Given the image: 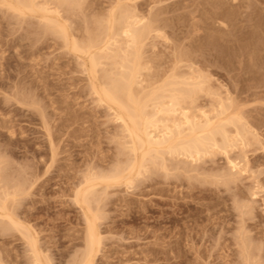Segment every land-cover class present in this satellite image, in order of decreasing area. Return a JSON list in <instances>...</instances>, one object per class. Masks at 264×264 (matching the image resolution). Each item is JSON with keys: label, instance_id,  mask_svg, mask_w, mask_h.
I'll return each instance as SVG.
<instances>
[{"label": "rangeland", "instance_id": "rangeland-1", "mask_svg": "<svg viewBox=\"0 0 264 264\" xmlns=\"http://www.w3.org/2000/svg\"><path fill=\"white\" fill-rule=\"evenodd\" d=\"M31 1L0 0V264H84L90 219V264H264V0ZM127 58L151 118L176 98L156 119L207 111L215 144L134 142Z\"/></svg>", "mask_w": 264, "mask_h": 264}, {"label": "bare ground", "instance_id": "bare-ground-1", "mask_svg": "<svg viewBox=\"0 0 264 264\" xmlns=\"http://www.w3.org/2000/svg\"><path fill=\"white\" fill-rule=\"evenodd\" d=\"M233 2H237L238 0H232ZM31 0L29 1L28 0V3L31 5ZM27 4V3H26ZM28 4V5H29ZM27 5V6H28ZM29 5V6H30ZM229 6V5H228ZM131 16V15H130ZM132 18V17H131ZM137 18V17H136ZM138 19V18H137ZM137 19H134V21L136 20L137 21ZM127 22H128V19H127ZM127 22H125V25L127 24ZM230 22V21H229ZM124 24V23H123ZM219 25V24H218ZM220 25L221 26H223V27H225V29H226V27H227V24L225 23V21L223 22V21H221L220 22ZM123 26V25H122ZM123 30V29H122ZM141 30L139 29V28H137L135 25H134V22H128V24L126 25V27L124 28V33L126 34V36H128L131 40H132V43L133 44H135V43H137L138 44V42H141L140 41V37L142 36L141 35ZM144 32V31H143ZM142 32V33H143ZM145 34H146V32H145ZM222 34V33H221ZM141 35V36H140ZM220 36V35H219ZM129 39V40H130ZM138 41V42H137ZM106 44H107V42H106ZM130 45V44H129ZM140 45V44H139ZM76 46H77V44H76ZM104 46V45H103ZM141 46V45H140ZM142 47V46H141ZM93 48V47H92ZM130 48H133V47H130ZM90 49V48H89ZM132 52H133V54L135 55V53H134V48L132 49ZM131 53V52H130ZM125 55H127L126 53H125ZM137 55H138V53H137ZM126 57V56H125ZM132 58H134V56L132 57ZM132 58H127L128 60H130L131 61V67L129 66V63L125 60V62L128 64V69H127V71H125V74L122 76V74H121V80H120V82L118 83V81H117V83H115V82H113V86H111L112 87V89H111V87L109 88V90L110 91H108V92H106L105 93V91L106 90H104V94H105V96H106V98H108V99H111V101H114V102H116V104L118 105H120V103L121 104H123V106L126 108L125 110L127 111V108L129 107V111L131 110V112L129 113L128 111H127V113L128 114H126L127 115V117L126 116H124V114H122L125 110H124V107L123 106H120L121 108L123 107V112L120 114L121 116H120V118L122 119V121L126 124V126L128 125V124H130V123H128V122H130L131 121V123H133L134 122V125H136V127H133L132 129H133V131L131 132L132 133V135L135 137V138H133V140L135 139H137L138 140V143L140 144L141 143V145L142 146H144V149H145V147H146V149L147 148H151V150H156V148H157V150H160V149H165V148H170L169 150H171L172 148H173V150L172 151H176L177 149L176 148H179V150H177V151H180L181 149L183 150V151H187V152H185L186 154L187 153H191V155H192V153H194V152H201L200 150L203 148V149H205L206 147L205 146H207V145H205V144H207V142L206 141H208V143L211 141V140H213V139H211L210 141H209V139L210 138H212V137H214V135L213 134H216L215 133V131H217L216 130V128H215V131H213V132H211L210 130H212V128H213V130H214V127H213V125L217 122V124L221 121H219L218 122V120L220 119V117H215V115L212 117L210 114H209V112L207 113V111L205 112H202V117L200 118V117H193V116H191L189 113H188V111H186L185 109L183 110V111H181V118L179 119V120H177V119H172L173 121L172 122H170L171 121V117L172 116H176L177 117V115H178V112H177V110L179 109V107H178V109H177V107H176V105L179 103V102H175V101H177L176 100V98H175V100L173 101V102H171V104H169V105H167V106H163L164 104H160V105H162L161 106V108L159 107V109L158 110H156V113H155V117L153 116L152 118H151V113L150 112H152V111H148V109H147V106L149 105L148 104V102H150L151 100H156L157 98L159 99V101H160V95L158 96L157 95V93H158V89L156 90L157 92L155 93V92H153L154 91V89H152L153 91H152V94L153 93H155V95L153 94H150V93H146V94H150L152 97H150V95L149 96H145V97H147V99L148 100H146V102L144 101L143 102V100H145V97L144 96H141V97H139L140 95H138L139 94V92H138V94L137 95H135L134 94V90L136 89V88H134L135 86L137 87L138 85H137V77H138V74H140V73H138V72H140L139 70H137V68H139L140 69V62H138V65L136 64L135 65V62H133V60L134 59H132ZM91 59H93V58H91ZM126 59V58H125ZM95 60V58L93 59V61ZM137 60V59H136ZM92 61V60H91ZM96 61V60H95ZM94 61V64L96 63ZM129 61V62H130ZM140 61V60H139ZM132 62L134 63V64H132ZM126 64V65H127ZM138 66V67H137ZM125 67V66H124ZM137 67V68H136ZM126 68V67H125ZM123 71V72H124ZM139 78V77H138ZM177 78H178V76H177ZM181 78H182V76H181ZM181 78H179L180 80H181ZM184 78V77H183ZM186 78H188V77H186ZM188 79H192L191 78V76H190V78H188ZM180 80H179V82H180ZM183 80V79H182ZM181 80V81H182ZM140 81V80H139ZM171 82H173V83H177L178 82V80H176V82H175V80L173 81V80H170ZM191 81V80H190ZM190 81H185V78H184V82H186L185 83V86L186 85H188L187 84V82L189 83ZM200 81V80H199ZM198 81V82H199ZM178 82V83H179ZM201 82H202V80H201ZM177 83V84H178ZM191 83H193V81H191L190 82V84ZM200 83V82H199ZM198 83V84H199ZM189 84V85H190ZM196 86H198L197 84H196V82L194 83ZM193 84V85H194ZM201 84V83H200ZM184 85V84H183ZM182 85V86H183ZM166 86V85H165ZM169 88L168 89H174V90H176V91H182V89L184 88V87H182L181 86V90H177V87L176 88H173V87H171L170 86V84H168L167 85ZM107 88V89H108ZM195 88V87H194ZM165 89H167V88H165ZM185 89H187V88H184V90ZM190 89V88H189ZM193 89V87L191 88V90ZM191 90H189L190 92H191ZM136 91H138V89H136ZM175 91V92H176ZM160 92V91H159ZM163 92V91H162ZM161 92V93H162ZM189 92V93H190ZM193 92V91H192ZM184 93V92H183ZM140 94H143V93H140ZM145 93H144V95H146ZM163 94V93H162ZM171 94L172 95H175L174 94V92L172 93V91H171ZM170 94V95H171ZM176 94H177V92H176ZM182 94V93H181ZM185 94H186V92H185ZM180 95V94H179ZM155 96H157V97H154ZM162 96V95H161ZM179 97V96H178ZM140 98V99H139ZM144 98V99H143ZM162 98V97H161ZM173 98V97H172ZM171 98V99H172ZM157 99V100H158ZM171 99H170V101H171ZM150 100V101H149ZM162 100V99H161ZM173 100V99H172ZM223 100V99H222ZM179 101V100H178ZM152 102V101H151ZM150 102V103H151ZM155 102V104L156 103H158V102H156V101H154ZM224 101H222V103H223ZM160 103H162V102H160ZM221 103V104H222ZM148 104V105H147ZM152 104V103H151ZM159 104V103H158ZM157 105V104H156ZM155 105V106H156ZM170 105H171V107H170ZM223 105V104H222ZM222 105L220 106L221 107V109H222ZM229 107H231V104L229 103ZM128 106V107H127ZM151 106V105H150ZM154 106V107H155ZM158 106V105H157ZM146 107V108H145ZM227 107V106H226ZM152 108H153V105H152ZM228 108V107H227ZM147 109V110H146ZM154 109H156V108H153V110ZM220 109V108H219ZM229 109V108H228ZM189 110V109H188ZM147 111H148V113L150 114V118H151V120L150 121H146L147 119H145V117H144V113L146 112L147 113ZM179 112H180V110H179ZM190 112V111H189ZM219 112H220V110H219ZM218 112V113H219ZM224 112V108H223V111H222V113ZM158 114H162V115H164V117H165V115L167 116V117H165L167 120H169L168 118H170V121L168 122L167 120H163V119H160V120H157L156 119V116L158 115ZM160 115H158L157 116V118L158 117H160ZM217 115V114H216ZM221 115V112H220V114L219 115H217V116H220ZM233 116V115H232ZM230 117L229 118V116L228 117H226V118H229L230 120H232L233 121V117ZM162 117V116H161ZM175 117V118H176ZM143 118L145 119V121H146V123L144 122V121H142V122H144V123H141L140 121L141 120H143ZM164 118V119H165ZM217 118H219V119H217ZM217 119V120H216ZM163 120V121H162ZM159 122H160V124H161V126H159L160 124H159ZM235 122V121H234ZM237 122V121H236ZM233 123V122H232ZM226 124H231V123H223V125H225V126H227ZM133 125V126H134ZM235 125V124H234ZM129 126H132V125H128L127 126V128L129 127ZM149 126L151 127L152 126V128H153V131H151V130H149ZM160 127H161V129H160ZM131 128V127H130ZM130 128H128V129H130ZM225 128L226 127H224V130H225ZM239 129V128H238ZM219 130V129H218ZM220 131H221V129H220ZM226 131V130H225ZM238 131V130H237ZM236 131V132H237ZM240 131V130H239ZM131 133H130V135H131ZM219 132H217V135H219L218 134ZM238 133L240 134L241 132H237L236 134L238 135ZM227 134V133H226ZM236 134H234V135H236ZM212 137H211V136ZM223 136V135H222ZM241 136V135H240ZM225 137V136H224ZM227 137V136H226ZM236 137V136H235ZM242 137V136H241ZM216 138V137H215ZM214 138V139H215ZM208 139V140H207ZM228 139H229V137H228ZM238 139V138H237ZM236 139V140H237ZM135 140H134V142H135ZM136 140V141H137ZM205 140V141H204ZM224 140H225V138H224ZM214 141V144H215V140H213ZM226 141V140H225ZM205 142V143H204ZM226 142H229V141H226ZM231 143V142H230ZM210 144V143H209ZM232 144V143H231ZM231 144H229L228 143V145H231ZM135 145V144H134ZM138 145V144H137ZM202 145H204L203 147H201ZM142 146H140V147H142ZM135 147V146H134ZM205 147V148H204ZM143 148V147H142ZM159 148V149H158ZM176 150H175V149ZM202 149V150H203ZM148 150V149H147ZM181 150V151H182ZM236 165V164H235ZM133 167V166H132ZM132 169H134V167L132 168ZM117 174H119V173H117ZM120 174H121V172H120ZM115 175V174H114ZM13 220V219H12ZM11 220V221H12ZM13 222H14V220H13ZM12 222V223H13ZM94 223H93V221H91V219L89 220V228H88V231H87V245L86 246H88L87 247V250H89V253H88V255H89V257H87V259H86V261H85V263L84 264H90V262H92L91 260V255H92V252H93V250L95 251V246H96V244L98 243V237H97V232H96V227H94V225H93ZM96 229V230H95ZM95 247V248H94ZM86 250V251H87ZM83 260H85V259H83ZM83 262V261H82Z\"/></svg>", "mask_w": 264, "mask_h": 264}]
</instances>
